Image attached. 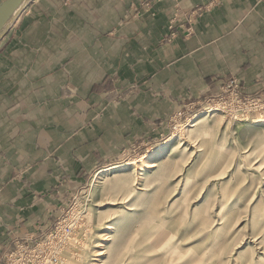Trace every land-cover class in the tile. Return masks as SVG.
Masks as SVG:
<instances>
[{
    "label": "crops",
    "instance_id": "1",
    "mask_svg": "<svg viewBox=\"0 0 264 264\" xmlns=\"http://www.w3.org/2000/svg\"><path fill=\"white\" fill-rule=\"evenodd\" d=\"M208 1L33 0L18 17L0 42V264L151 123L227 75L259 88L264 0H220L185 36Z\"/></svg>",
    "mask_w": 264,
    "mask_h": 264
},
{
    "label": "rangeland",
    "instance_id": "2",
    "mask_svg": "<svg viewBox=\"0 0 264 264\" xmlns=\"http://www.w3.org/2000/svg\"><path fill=\"white\" fill-rule=\"evenodd\" d=\"M232 76L151 123L112 167L207 116L167 159L93 189L92 176L109 166L96 169L48 228L18 242L42 243L34 264H264V80L246 92L239 77L229 86Z\"/></svg>",
    "mask_w": 264,
    "mask_h": 264
},
{
    "label": "bare ground",
    "instance_id": "3",
    "mask_svg": "<svg viewBox=\"0 0 264 264\" xmlns=\"http://www.w3.org/2000/svg\"><path fill=\"white\" fill-rule=\"evenodd\" d=\"M208 122H209L208 117L201 115L200 117L188 123L187 126H185L182 132V136L168 142L159 150L151 154L140 155L138 158L127 163L125 166L121 168L109 167L97 171L91 178V183H90L91 188L96 189L100 187L104 182L112 178L126 179L132 174H137L138 171L144 169L146 166H151L156 162L167 159L172 152H174L180 145L183 144L185 137H187L189 133L203 129L204 127H206ZM99 251L100 252L96 254L97 256L101 254V250Z\"/></svg>",
    "mask_w": 264,
    "mask_h": 264
},
{
    "label": "built area",
    "instance_id": "4",
    "mask_svg": "<svg viewBox=\"0 0 264 264\" xmlns=\"http://www.w3.org/2000/svg\"><path fill=\"white\" fill-rule=\"evenodd\" d=\"M220 0H209L207 3L203 5H196L187 14L186 25H183L184 35L191 36L194 33L193 25L197 17L202 15L204 12L210 10L214 5L217 4ZM176 19H171L169 21L168 28L171 30L170 36L174 35L172 29L175 26ZM238 78L233 75L231 79H229V86L237 88L238 87ZM239 90V89H238ZM177 116V115H176ZM176 116L174 115V120H176ZM38 246V247H37ZM42 243H36L34 247H30L27 244H17L14 250L8 251L4 253L3 259L5 264H34L36 260H43L41 255L42 253ZM58 255V254H57Z\"/></svg>",
    "mask_w": 264,
    "mask_h": 264
},
{
    "label": "water",
    "instance_id": "5",
    "mask_svg": "<svg viewBox=\"0 0 264 264\" xmlns=\"http://www.w3.org/2000/svg\"><path fill=\"white\" fill-rule=\"evenodd\" d=\"M33 0H0V42Z\"/></svg>",
    "mask_w": 264,
    "mask_h": 264
}]
</instances>
